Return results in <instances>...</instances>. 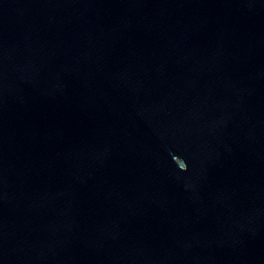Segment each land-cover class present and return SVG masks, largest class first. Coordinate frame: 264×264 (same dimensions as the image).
<instances>
[{
  "label": "water",
  "instance_id": "water-1",
  "mask_svg": "<svg viewBox=\"0 0 264 264\" xmlns=\"http://www.w3.org/2000/svg\"><path fill=\"white\" fill-rule=\"evenodd\" d=\"M0 264H264V0H0Z\"/></svg>",
  "mask_w": 264,
  "mask_h": 264
}]
</instances>
